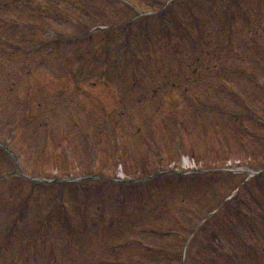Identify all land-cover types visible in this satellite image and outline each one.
<instances>
[{
	"label": "rangeland",
	"instance_id": "obj_1",
	"mask_svg": "<svg viewBox=\"0 0 264 264\" xmlns=\"http://www.w3.org/2000/svg\"><path fill=\"white\" fill-rule=\"evenodd\" d=\"M45 1L59 5L56 18L24 8L9 11L18 22L4 19L32 52L0 62V144L13 153L0 145V264H111L110 243L149 240L150 226L190 225L179 203L202 218L210 198L224 210L198 227L194 242L219 226L236 255L222 251L221 264H264V172L243 183L248 173L235 171L264 168V0H173L160 15H145V0L141 9L124 0ZM219 167L232 170L218 175L223 196L186 178ZM168 170L186 171L182 181L193 184L174 188L167 174L152 176ZM22 174L58 181L41 187ZM249 239L263 252L246 248ZM29 250L36 254L26 261ZM119 250L124 261L136 256L135 244Z\"/></svg>",
	"mask_w": 264,
	"mask_h": 264
}]
</instances>
